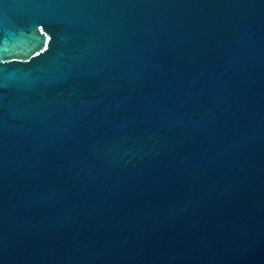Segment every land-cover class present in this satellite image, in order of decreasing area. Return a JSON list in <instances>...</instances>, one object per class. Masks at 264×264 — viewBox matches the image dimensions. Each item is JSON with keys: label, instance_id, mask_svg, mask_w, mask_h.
I'll return each mask as SVG.
<instances>
[{"label": "water", "instance_id": "water-1", "mask_svg": "<svg viewBox=\"0 0 264 264\" xmlns=\"http://www.w3.org/2000/svg\"><path fill=\"white\" fill-rule=\"evenodd\" d=\"M0 264H264V0H0Z\"/></svg>", "mask_w": 264, "mask_h": 264}]
</instances>
